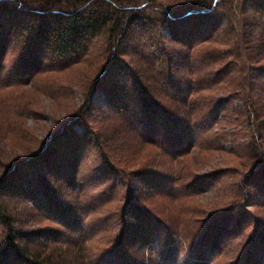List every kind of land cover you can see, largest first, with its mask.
Here are the masks:
<instances>
[{"label":"trees","instance_id":"trees-1","mask_svg":"<svg viewBox=\"0 0 264 264\" xmlns=\"http://www.w3.org/2000/svg\"><path fill=\"white\" fill-rule=\"evenodd\" d=\"M262 26L264 0H0V53H4L2 42L6 38L2 33H10L20 35L24 49L43 44L39 57L28 55L24 60L34 67L28 71L30 75L41 69L63 71L91 58L103 59L98 62L85 102L90 103L95 87L105 92V126H110V115L120 118L127 132H136L134 141L157 146L159 155L165 153L171 160L203 144L200 138L213 135L217 142L228 140V152L239 156L244 153L241 165L246 170L242 168L241 177L249 185V177L257 172V177L264 180V32L255 40V29ZM163 27L168 33H163ZM226 91V99L221 98ZM234 98L237 104H227ZM215 104L217 113L222 112L220 116L213 115ZM82 117L72 115L61 131L52 133L32 154L5 165L0 175V224L6 230L4 255L24 264H110L107 253L86 252L82 229L78 230L79 238H67L66 247L52 236L42 240L34 238L33 232H17L10 208L13 201L30 200L28 186L17 179L25 166L44 169L42 177L37 175L38 180L44 181L50 195L57 192L60 184L55 182L64 168L59 169L60 164L66 165L78 154V149L69 143L63 145L61 140L73 124L85 123L99 147L94 118L88 116L87 122ZM216 118L230 125L229 132L221 135L217 129V136L214 134ZM101 121L95 119L94 123ZM244 137H249L248 141L239 142ZM240 146L243 153L237 152ZM103 159L116 177L124 174L107 155ZM136 173H144L141 181L153 194H161L164 183L157 180L160 172ZM175 178L176 185H186L177 182L178 175ZM260 184L258 180L252 186ZM143 193L132 201L126 199V205L121 206L117 220L121 243L140 240V246H144L148 232L141 226L150 219L151 209L142 204L139 197ZM94 224L87 230H92ZM122 245L108 252L121 253V264L136 261L132 256L135 252ZM138 257L141 262L136 264H145L144 253Z\"/></svg>","mask_w":264,"mask_h":264},{"label":"rangeland","instance_id":"rangeland-1","mask_svg":"<svg viewBox=\"0 0 264 264\" xmlns=\"http://www.w3.org/2000/svg\"><path fill=\"white\" fill-rule=\"evenodd\" d=\"M162 30L168 33L166 27ZM263 32L264 26L256 28L255 40ZM2 36L6 38L2 42L4 53H0V163H4L0 164V175L6 164L32 154L72 115L83 114L81 119L87 122L90 115L94 121L103 120L98 124L92 122L99 147L94 144V136L87 131L85 123L73 124L62 135V144L69 143L70 147L78 149V154L74 159L70 157L66 165L60 164L59 169L64 168L55 182L60 185L52 195L45 189L44 181L37 177L38 174L43 176L44 169L35 170L31 166L21 169L17 179L28 186L30 200L11 202L17 232H33L34 238L42 240L52 236L66 247L67 238H79L78 230L82 229L87 239L86 252L107 253L110 264L123 262L121 253L108 252L113 247H124L122 244L136 254H132L136 261H127L130 264L141 262L138 257L141 253H144L145 264H264V180L257 177V172L249 177V185L245 184L247 179L242 181V168L246 170L241 165L244 161L242 146L237 149L242 156L233 154L227 151L230 141L218 143L217 137L211 135L200 138L203 144L178 160L169 159L165 153L159 155L157 146L134 141L136 132L130 129L127 132L120 118L110 115V126H105L108 98L102 89L91 90V101L85 102L98 62L103 59L91 58L63 71L41 69L30 75L28 71L34 67L24 60L28 55L39 57L43 44L27 50L20 43V35L2 33ZM228 94L226 91L221 98L226 99ZM237 103L234 98L227 104ZM221 113H217L215 104L213 115ZM215 120L216 136L217 129L219 134L229 132L230 125L221 119ZM248 139L244 137L239 142ZM206 142L209 144H204ZM104 155L120 165L124 174L116 177L111 173ZM136 170L160 172L157 180L164 183L161 194H153L140 179L145 178L141 177L145 172L139 174ZM177 175L180 177L177 182L186 185H176ZM195 177L197 179L193 180ZM258 180L262 184L253 187ZM136 186L139 188L135 190ZM141 191L145 193L138 197L151 209L150 219L141 226L148 232L143 247L140 240L121 243L117 235L121 206ZM92 222L95 224L89 231L87 227ZM5 232L0 224V264H24L2 253Z\"/></svg>","mask_w":264,"mask_h":264}]
</instances>
